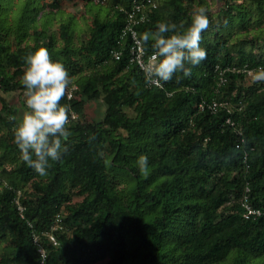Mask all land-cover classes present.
<instances>
[{"label": "trees", "instance_id": "1", "mask_svg": "<svg viewBox=\"0 0 264 264\" xmlns=\"http://www.w3.org/2000/svg\"><path fill=\"white\" fill-rule=\"evenodd\" d=\"M4 1L0 264H39L34 233L46 250L45 264H264V81L249 76L247 82L240 70L225 71L219 83L215 68L264 66V0H222L217 13L206 0H156L155 8H146L139 37L159 21L186 27L199 7L209 19L201 33L206 59L190 76L175 73L161 87L146 85L129 62L128 39L120 38L131 0H105L102 14L104 0H86L101 8L76 44L71 21L60 20L50 31L58 0ZM152 43L142 42L147 52L155 50ZM41 46L64 64L68 87L76 86L60 101L69 114L83 115L88 101L104 104L99 119L69 116V149L50 161L45 176L20 160L17 110L4 95L19 91L25 102V58ZM113 50L121 51L118 59ZM202 100L219 105L201 108ZM141 154L148 156L146 169L137 166ZM245 196L260 215L243 217ZM56 215L61 227L52 231L53 244L44 233Z\"/></svg>", "mask_w": 264, "mask_h": 264}, {"label": "clouds", "instance_id": "2", "mask_svg": "<svg viewBox=\"0 0 264 264\" xmlns=\"http://www.w3.org/2000/svg\"><path fill=\"white\" fill-rule=\"evenodd\" d=\"M208 24L206 9L199 7L191 14V22L186 27L164 20L157 22L154 31L141 34V41L152 40L155 49L149 73L151 83L162 86V82L172 80L175 73H182L184 77L192 74V66L207 57L201 45V33ZM248 71L254 81H264V66ZM21 81L27 111L15 124L14 140L20 160L45 176L50 161L60 160L69 149V110L60 102L70 83L69 73L62 62L52 60L48 49L41 46L25 58ZM136 163L139 169H146L148 156L141 154Z\"/></svg>", "mask_w": 264, "mask_h": 264}, {"label": "built area", "instance_id": "3", "mask_svg": "<svg viewBox=\"0 0 264 264\" xmlns=\"http://www.w3.org/2000/svg\"><path fill=\"white\" fill-rule=\"evenodd\" d=\"M94 1H102V0H94ZM157 6L156 0H131L129 3V7L127 9H124L125 13V20L123 27L121 28L120 32V38L128 39V45H127V52H128V57H129V62L134 63L138 66V68L143 72L145 79H146V85L151 87V86H157L153 83L150 82L149 79V73L152 70V62L154 60V54L155 50L151 52H147L142 44V41L138 35V32L136 30V26L147 20V14L145 12V9L147 8H155ZM141 17H144L142 20ZM112 55L115 59H118L119 56L121 55L120 50H113ZM217 74H218V79L219 83L224 82L226 80L225 78V71H245V73L248 76H251V73L248 71L251 68L247 67H236V66H225L223 68H220L218 64L215 65ZM165 82H162V86L164 85ZM76 86L73 85L71 87H68L66 89V96L69 98L72 96V90ZM161 87V86H157ZM206 103L202 100L198 103L199 107L203 108ZM222 104L226 105V102H223ZM218 102L216 100H212L210 103H207L206 106L214 111L217 106ZM70 119L75 118L74 112L70 111ZM227 122H230V119H226ZM237 133H240V130L237 131ZM238 146V144H236ZM1 182V181H0ZM241 206L243 208V217L244 218H249L252 216H258L262 213V210L258 207H255L251 205L247 197H243L241 201ZM17 208L21 212L23 207L17 202ZM60 218L58 215L55 216V220L52 223L50 230L48 232H45L44 234L46 237L53 243L57 244L58 240L55 237V235L52 233V231L56 228L61 227L60 224ZM33 243L36 245V250L39 254V264H45V259H46V250L44 246L40 243L38 235L35 233L33 234L32 237Z\"/></svg>", "mask_w": 264, "mask_h": 264}, {"label": "rangeland", "instance_id": "4", "mask_svg": "<svg viewBox=\"0 0 264 264\" xmlns=\"http://www.w3.org/2000/svg\"><path fill=\"white\" fill-rule=\"evenodd\" d=\"M11 0H5L4 2L9 5V2ZM17 4L21 2V0H15ZM13 2V4L15 3ZM54 0H44L46 3H51ZM208 3H210V11L213 13H217L219 7L221 6L222 0H206ZM59 4V10L55 11L51 17V28L50 31H55L58 26V21H71L72 25L74 26V36L73 41L74 43H78L81 38H84L85 35L83 32L87 30V25L89 24V21L91 20V15L95 13L96 9L101 8L100 6L93 4L92 2H87L86 0H58ZM14 12L16 10V4H14ZM102 9L101 14L105 10L106 2L105 0L102 2ZM195 8V7H194ZM221 17L215 16V22L220 23ZM251 80V77L248 76L247 82ZM6 96V99L8 102L16 108V119L18 121L19 117L22 115L24 111H27V106L24 100L20 101V94L19 91H9L4 93ZM126 113L128 115H133L134 112L130 108H126ZM104 111V104L101 99L94 100V101H88L85 105L84 114L80 115L77 113H74L73 119H77L79 121L85 119H99ZM80 198L78 196H75L73 198V201L79 200ZM100 264H103V262H100Z\"/></svg>", "mask_w": 264, "mask_h": 264}]
</instances>
